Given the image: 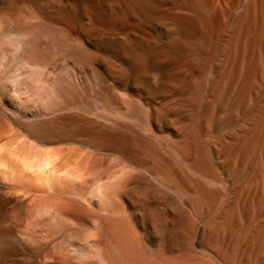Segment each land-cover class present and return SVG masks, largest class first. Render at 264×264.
<instances>
[{"label": "rangeland", "instance_id": "rangeland-1", "mask_svg": "<svg viewBox=\"0 0 264 264\" xmlns=\"http://www.w3.org/2000/svg\"><path fill=\"white\" fill-rule=\"evenodd\" d=\"M0 152V264H264V0H0Z\"/></svg>", "mask_w": 264, "mask_h": 264}, {"label": "bare ground", "instance_id": "bare-ground-1", "mask_svg": "<svg viewBox=\"0 0 264 264\" xmlns=\"http://www.w3.org/2000/svg\"><path fill=\"white\" fill-rule=\"evenodd\" d=\"M9 147L10 146H8V147L6 146L5 148L8 149ZM16 149H14V147H13V149L11 148L9 151L8 150H6V151H8L9 153H12V154H10L12 161L18 159L17 162L19 163V165L21 164L20 166H22L23 170H28V171L32 172L33 170L41 169L43 166H45V168H47L51 163L50 158H49L50 156H48V154H46L44 152H41V151H24V152L19 151L18 152V150H16ZM3 150H4V148H3ZM5 150L3 152H6ZM8 152H6V153H8ZM13 154H14V156H13Z\"/></svg>", "mask_w": 264, "mask_h": 264}]
</instances>
